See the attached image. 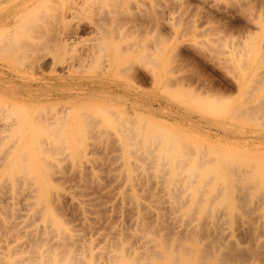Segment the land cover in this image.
Listing matches in <instances>:
<instances>
[{
  "label": "bare ground",
  "instance_id": "bare-ground-1",
  "mask_svg": "<svg viewBox=\"0 0 264 264\" xmlns=\"http://www.w3.org/2000/svg\"><path fill=\"white\" fill-rule=\"evenodd\" d=\"M112 2H113V6L115 5L113 7L114 9L108 10L106 12H105V10H101L99 13L100 21H98V22L96 21L93 24L94 26H96V29L99 30V33H100L99 41L96 44L92 45V47L85 48L86 51H82L81 54H79L74 59L67 61L66 63L68 65L65 67L64 71L60 70L61 72H58L54 68V64H53V65H51V68H50L51 71L49 70L50 74L48 76L43 75V74H39V75L31 74V75H29L27 73L24 74L22 71H21L22 73L20 71H19V73H16L17 72L16 70H15L16 71L15 74H10L7 76V79L10 76L8 79V84H11L10 86H12L14 84L15 87L11 90L10 89L5 90V94L7 95V97H4L3 98L4 100L0 101V103L2 104L0 107L2 108V106H3L5 108V109L2 108V110L0 109V111L2 112V113L0 112V117L3 120L5 119V121L2 123V125H0V148H2L0 150H2L1 152L3 154H5V155L7 154L8 157H10L11 155L12 156L8 160V162L10 164L2 172L1 175H2V177H5L6 179L12 181V183H14L13 185H15V186L21 184L20 185L21 188H18V189L16 188L18 191L12 187L13 188L12 190H14V189L16 190V192L14 191L16 193V195L20 192L19 190H22L24 188V189H26L25 191L28 190L29 192H31V194L26 193V195L30 196V198H33L31 200L29 199V197L27 198V200L29 199V202L30 201L31 202L29 204L27 203L28 205H30V206H28L30 209V212L28 211L30 217L29 216H26V217H27V219H28V217L32 218V219H29L28 223L25 222L26 224H24V226L22 225L24 230L22 229V226L20 228L17 227L16 223L15 224L13 222L8 223L9 219L7 218L8 216H6L5 214H7L8 212L11 213L12 210L14 212V209L11 207V205L9 206L7 204L9 206L8 207L7 205L1 204L0 214L1 215L3 214L2 216L5 215V217L3 218L0 215L2 217V219L0 218L1 219L0 224L3 225L2 227H0V230L2 232L4 231V234H6V235L7 234L9 235V233H10V235L7 238L11 237V240L7 239L6 235H5V237L4 236L3 237L9 241L15 242L17 240V236L19 234L18 239H20V238H22V239L19 240V242L17 244L18 249L15 248L12 243L11 244L13 245V248H15V250L16 249L18 250L17 252H20V248H21V250L22 249L26 250L25 251L26 254L24 253L25 256L22 253V251H24V250H22L21 253L23 256H21L17 260H15L13 258L12 260H10V262L14 261V260H15L14 263L11 262L12 264H84L86 261H87V263L90 262V264H95L98 262L97 259L96 260L94 259V255H93L94 252H96V250L93 252V254L91 253V251H88L89 253L86 254L85 249L82 251L83 248L81 249L82 252L80 251V253L78 252V250L76 251V249L79 248L77 246L78 242L84 236H81L82 233H80V231H81L80 229L78 230L79 231L78 234H80L79 236H81L80 237L81 239L78 238V236H77L78 234L75 235L74 232L77 233V231H75V229H73L74 230L73 231L72 227L70 228L69 227L70 225L67 224L68 222L61 220L59 218V216L57 215L58 212L56 213V211H55V210H58L59 208L56 209L54 203H52L53 200L55 202L56 198L61 196V193L58 194L57 192H55V186L53 185V182L51 181V180L54 181V179H57V181H58V177H60V176H58V177L56 176L57 171L55 168L57 167V165H56V167H53L52 164H54V166H55V163L52 162V160L50 161V159L54 158L52 156H54L55 154L61 152L60 150L63 147H67L70 145L75 146V149H72V150L70 149L73 152L72 156L80 158L81 155L83 154V151H82L83 148L82 147H83V143H84V138H86V136L88 138V136H91V135H93V137H91L92 139L93 138L98 139L99 137L103 138V141L105 139V144L100 143V141L102 142V140H99V143H97V144L105 146V148L110 153L113 152V154H114L116 152V150H120V149L123 150L121 152L122 155H121V153H120V155L117 154V155H115V158H111V160H109L108 153H106L105 155L108 156L107 157L109 160L108 161L107 159H105L106 157H104L105 156L104 152H106L107 150L105 151L104 150L105 148L103 147L104 148L103 152L100 151L103 153V155H101V154L100 155L103 156L105 161L106 160L107 161L103 162L102 163L103 165H101L100 167L105 166V163L107 164V162L109 163V167H108V165H106L107 167L106 166L103 167V168H106V169H104L105 171L107 170L106 171L107 174L104 173L103 176H105L107 178V175H109L110 178L111 177L114 178V180L116 181L115 183H117V185H118L117 186L118 188L120 187V185H121V187H123V190H121V192H119L121 187L119 189H117V191L113 190L115 193H117V192L120 193V194L117 193V195H121V196H118V198L115 195L116 201L120 197H121L120 200L121 199L123 201L128 200L127 205H129L133 201V204L136 207L137 218L141 219V221L139 220L140 223L138 222L139 225H136L137 224L136 219L134 222V223H136L135 226H139L138 228H140V230L142 231L141 235H139L140 232L138 231L139 229L137 228L138 229L137 231L139 232V233L137 232V234L141 238V243H138L139 247L141 249H139L137 251L133 250V252H132L129 250L131 248L130 246L125 247L124 246L125 244L122 243L121 238L124 239L126 234H128V236H129L130 233H128V231H126L127 233H125V235L123 237V234H124V232H123L122 237L121 238L118 237L121 240H118V242H117L115 239V241H114L115 243H114V245L112 244V248H111V244L110 245L108 244L110 246V249L106 248L107 251L105 250L106 252H104V256L106 258L105 260H107L106 263L109 262L110 264H247V263L250 264L251 261L252 262H254V261H256V262L260 261L261 262L262 260H264V245H262L263 247L260 246V244L259 245L254 244L255 247L254 246L253 247L252 246H245L246 242H244V240L242 241L240 239L239 240L235 239L233 236H232L233 237V239H232L230 236L232 234L228 231L229 230L228 228H226L228 230H226L224 228V225H226V222L228 224L233 223L235 218L237 219V217H236L237 213H239V211H240V210H237L238 207H235L237 209H236V214H234V212H235L234 206L236 204L233 205V197L236 200L238 199V202L241 201V203L243 205L241 203H239V204H240V206H242L241 209L243 211L241 210L240 212H243V215L248 216V215H250V214H248L249 210H250V212L252 211V209H251L252 205H250V204L251 203L253 204V202L251 201V200H253L252 199L253 194H254V196L255 195L261 196L259 189H261L264 186V153H261L259 151L256 152V151H249V150H240V149H237L234 147H232V148L229 147V144H231V142H234V140L232 139L233 135L230 136V135L225 133L226 135L214 138L216 140V142L215 141H209L208 139H210V137H211L209 134H207L208 138H206L207 136H205V138L202 136V138H201V135L200 136H195V135L193 136L191 134H188L190 132L187 133V131L184 129L182 130L180 128H176L175 126L173 127V126L169 125L168 123L164 122V120H159V119L155 118L153 115L151 116L150 114L151 113L154 114L156 109L161 110V108H162V107H160L161 102L159 103L157 108H154V106L151 107V105H153V103L149 102L150 99L148 101V97L145 96L146 94L138 91V89L137 90L136 89H134V90L130 89L129 90V87H132L130 85V83L133 85L132 82H134L137 78V76H136L137 69H135L136 68L135 67L136 62L137 63L138 62L148 63L152 66L150 68L152 69L151 70V72L153 73L152 76H154V78H153L154 85L156 86L157 90H159L160 93L161 92L163 93L167 89V86L171 85V84L165 83V84H167V86H166L164 84V81H165V67L164 66L167 64L166 63L167 61L165 62L164 47H162V45H161L162 44L161 41L163 39L160 37L162 40L159 39V42L157 40V42H158L157 44L155 43V41H156V39H155V41H153L155 43V45L151 42V44H153V46L151 44H150L151 46H149L148 43L147 44L144 43L143 45L137 46V49H136V46L134 45L132 47L135 50L131 47H130V49H128L129 47L128 48L125 47L126 49H128V50H126L127 51L126 53H128V54H127V57L124 59L123 57H124L125 53H123V54L121 53L122 51H121L120 43L118 44L117 41L115 42V39L117 38V37L115 38V32H117V29H118L117 24H119V22H120L119 21L120 16L118 17V15L121 14L120 11L118 12L115 9V7L119 4H121L119 6L122 7V5L124 6V4H127L128 2L131 3L132 1L131 0H112ZM159 2L161 3V1H159ZM14 3L17 6H13V7H21V8H23V10H25L24 12H27L29 10V14H30L29 15L27 12L28 15L23 14V16L21 15V18L19 16L20 19L19 18L18 19L20 20V28H23L25 31H26V29L30 30V31L31 30L36 31L37 28H40L39 24H41L42 22L44 23L43 19H45L48 14H51L50 18H52V20H55L58 22L64 21L66 19V16H68V14H70V15L74 14V10H75L76 4L78 3V0H7L6 1V5L7 4H14ZM157 5L159 6V4H157ZM132 7H130V8H132ZM136 7H139V6H136ZM25 8H27V9L29 8V9L26 11ZM32 8H34V9L32 10ZM42 8H43V12L45 14L48 13L47 15H42L41 14L42 11L39 12L40 11L39 9H42ZM53 8H54V12L49 13L48 11L53 10ZM0 9L3 10L2 8H0ZM1 10H0V15L2 14ZM30 10H31V12H30ZM122 10H124V8H122ZM131 10H133V9H131ZM131 10L129 9V11H131ZM136 10H137V8H136ZM129 11H128V13H129ZM138 11L140 12V10H138ZM138 11H137V13H139ZM142 12L143 11H141V14H142L141 18L143 17L145 19V21L148 20L149 14H147L146 11L143 12L144 14ZM137 15L138 14H136V16ZM139 15H140V13H139ZM149 20H151V19H149ZM46 21H47V19H46ZM143 25H144V23H143ZM143 25H139L137 29L142 30ZM108 26H110V27H108ZM139 27H140V29H139ZM65 31L66 32H63V34H64L63 36H65V38H66L70 34V32L67 31V29ZM69 37H70V35H69ZM65 38H63V40ZM96 40H97V38H96ZM117 40H118V38H117ZM3 41H4V43H3ZM22 41H24V40H22ZM22 41H20V42H22ZM54 41L55 40H53V42ZM58 41H60V43H61V39ZM64 41H67V40L65 39ZM64 41H62V43ZM0 42H2L4 44V45H2V46H4L2 48V50L5 49V51H9V52H11V50L13 51V49H15V48L17 50H20V47L23 43L22 42L20 44V47H18V44L20 42L17 43V41H13V43L12 42L10 43L9 40L6 41L5 38H3V37L0 38ZM15 42H16V44H15ZM118 42H119V40H118ZM32 43L35 45V42H32ZM55 43H56V41H55ZM233 43H235V42H233ZM26 46H24V47H26ZM29 46H31V45H29ZM38 47L39 46H37V48ZM138 47H141V49H139ZM247 48H248V50H245V52L246 51L248 52L247 54L251 53V50H255V49L250 48V47H247ZM32 49L34 50V47ZM35 49H36V47H35ZM85 49L83 48V50H85ZM17 50H14L13 53ZM135 51L138 52L136 56L133 55V54H135L134 53ZM34 53H35V51L33 53L32 52L29 53V55L34 54ZM240 53H241V51H240ZM240 53H239V55H240ZM6 54H9V53H6ZM36 54H39V53H36ZM247 54H246V56H247ZM45 56H43V59L45 58ZM33 57H35V56H33ZM133 57H135V58H133ZM35 59H37V58H35ZM240 59H242V58H240ZM241 61H243V60H241ZM251 61H254V59H252ZM35 62H37V61L35 60ZM239 62H237V63H239ZM56 63L57 62L55 60V64ZM75 63L78 66H80V65L84 66L88 63L89 64L90 63L95 64V69L92 71L93 74H90V75L85 76V77L84 76L83 77H76L75 75H73V72L75 70L74 69ZM32 65H34V64H32ZM65 65L66 64H64V66ZM21 67L22 66H20V68ZM28 70H29V68H28ZM12 72H13V70H12ZM110 72L114 73V77H113V75L108 77ZM175 80L177 81V79H175ZM16 81H18V82L16 83ZM137 81H139V78L137 79ZM242 81H243V78L241 80H238V83H239L238 87H240V89L244 90V88H246V86H244L245 82H242ZM255 82H256V80H255ZM179 85H181V84L179 83ZM183 86L184 85H182L181 88H178L179 90H175V92H172L171 95H172V97L174 96L176 99H178L180 101L181 100L183 101L184 99L188 100L187 103L193 108V111H198L203 115L206 114V115L213 116L214 118L215 117L219 118V117H226L228 115L227 111H229L232 108L230 105L231 108L229 109L227 102H225L224 100L218 99L217 98L218 96L216 97L215 95H212V94L207 95V93L204 94L203 92L201 93L200 91L196 92V90H194V88L193 89L190 88V90L187 91L183 88ZM248 88H249V86H248ZM245 91L246 90L243 91L244 94H245ZM214 94H215V92H214ZM249 95L250 94H248V96ZM159 96L160 95H157V99H156L157 101L161 100L160 99L161 97H159ZM88 98L90 100L91 99H95V100H93V102H92V101H89ZM246 98H248V97H246ZM62 99L73 100L74 102H72V103H74V104H72L70 102L69 105H61V104H59V101H61ZM108 99H110V101H108ZM222 99H223V97H222ZM75 100H78L80 102L76 103ZM261 102H263V101L262 100L260 101V103H259L260 105L262 104ZM257 104H258V102H257ZM261 106H264V105H261ZM240 107H242V106H240ZM240 107H236V108L234 107L231 112L232 113H235V112L241 113L243 110H245L244 114L246 115L249 112H250V114L253 113V111L255 110V109H253V108H255V105L253 107L251 106V108L249 105H247V106L244 105V107H242L244 109H241ZM261 109H263V108H261ZM162 110L164 111V109H162ZM4 112L6 113L5 115H4ZM256 113L258 114L259 112H256ZM1 114H3V116H1ZM7 114H9L10 116L13 115L14 117L11 116L10 117L11 119L10 118L8 119V117H6L7 118L6 119L5 116ZM244 114L242 113L241 116ZM9 115H7V116H9ZM237 115H236V117H238ZM245 115H244V117H245ZM244 117H243V119H244ZM250 117H251V115H250ZM250 117L248 115V118H250ZM1 118H0V120L2 122L3 120ZM230 119H231V117H230ZM240 119H242V118H240ZM248 120L246 121V119H245V122L250 123ZM237 121H238V119H237ZM189 123H191V124L193 123L194 126L196 124L201 126V123L199 121L189 120ZM207 124L212 125V123H209V122H207ZM258 125H259V123H258ZM260 125H261V123H260ZM199 126H198V128H200ZM219 126L223 127L224 124L221 123ZM112 127H114L115 129ZM227 128H229V127H227ZM112 129L114 132L109 131ZM207 130H209V129H207ZM229 131H232V130H229ZM244 134H245V132H244ZM255 134H257V133H255ZM249 135H247V136H249ZM236 136H238V135H236ZM241 137H243V136H241ZM230 139H232L233 141H231ZM181 140H183V141H181ZM92 141H94V140H92ZM94 142H97V141H94ZM246 142H248V141H246ZM246 142H243V143H246ZM231 145H234V144H231ZM92 148H93V146H92ZM139 149H141V152H139ZM96 150L94 148V151H96ZM1 152H0V155H1ZM84 153H85V151H84ZM84 155H86V154H84ZM84 155H82V156H84ZM4 156H2V158L5 160L7 156L5 158H4ZM84 157H86V156H84ZM56 159H58V157H56ZM83 159L81 162L79 161L81 164L83 162ZM102 159H100V160H102ZM112 159L114 161H116V163H117V165L113 164L114 167H112V165L110 166V164H111L110 161H112ZM54 160H55V158H54ZM89 160H90V157L88 158V161ZM94 160H97V159L95 158ZM55 161H57V160H55ZM102 161H100V163ZM59 162H61V160ZM75 162H77V161H75ZM75 162L73 160L74 164H75ZM0 163H3V162L1 161ZM86 163H88V162H86ZM92 163H95L96 167H98V164H100V163L96 164V162L93 161V158H92ZM70 165H72V164H70ZM75 166H77V164ZM90 166H92V165L90 164ZM90 166H83L80 170L70 173V174H73L74 177H76V179H77L75 184L77 183L78 178L80 180H83L82 182H80V184L82 183L84 186L86 183L87 184L93 183L94 178L96 181L98 180V179H96V177L99 174L97 175L96 173H100L98 170H100L101 168L98 167L100 169L97 168L98 172L96 171V173H95L94 170L96 168L94 167L95 168L94 169L93 167H90ZM71 169H73V166ZM59 171L60 170H58V172ZM105 171H103V172H105ZM103 172H101V174H100L101 177H102ZM62 173H63V171H62ZM62 173H60V174H62ZM70 174H66L65 177H67L68 175L70 176ZM64 175H65V173H64ZM73 175H71V176H73ZM55 177H57V178H55ZM74 177H72V179ZM109 177H108V179H109ZM69 178H71V177H69ZM104 179L105 178H103V180ZM108 179H106V180H108ZM103 180L99 181V184ZM109 180L111 181V179H109ZM114 180H112V181H114ZM68 181H70V180H68ZM110 181H108V182H110ZM256 181H257V183H255ZM1 182L2 181H0V183ZM58 182L60 183V181H58ZM71 182L73 183L74 181L73 180L70 181L69 184L66 183V186L72 184ZM83 182H85V183H83ZM3 184H5V183H3ZM3 184H2V186H3ZM82 184L78 185V186H83ZM96 184H97V182H96ZM108 184H111V182ZM256 184H257V188H259V189H256V186H254ZM61 185H63V184H61ZM91 185H93V184H91ZM91 185H90V187H91ZM115 185H113V186H115ZM2 186L0 185V187H2ZM22 186H23V188H22ZM74 186H76V185H74ZM86 186H85V189H86ZM100 186H101V184H100ZM253 186L255 187V189H253L254 188ZM2 188L4 189V187H2ZM139 188L142 189L141 190L142 192L140 191L141 193L137 192L139 190ZM68 189H69V187H68ZM81 189H83V188H81ZM87 189H89V188H87ZM99 189H97V190H99ZM101 189L105 190L107 188H101ZM263 189H264V187H263ZM143 190H144V192H143ZM4 191H5V189H4ZM25 191H23V192H25ZM76 191H77V188H76ZM78 191H79V189H78ZM83 191H81V192H83ZM88 191H86V192L88 193ZM8 192H9V189H8L7 193ZM92 192H93V190H92ZM107 192L108 191H106L104 193H107ZM142 193H143V195L149 194L148 195L149 199L151 197H152V199H153V197H155V200H154L155 203L153 202V204H151V199L149 202H147L149 199L146 198V196H144L145 200H147V199L148 200L146 202H143V201L141 202V199L143 197L140 194H142ZM1 194H0V196H2ZM19 195L20 196L23 195L22 192H21V194L19 193ZM88 195L89 194L85 195V198ZM110 195H108V196L110 197ZM7 196H8V194H7ZM20 196L17 195V198ZM27 196H25V197H27ZM96 196L97 195H95V198L99 197L100 194L97 197ZM103 196H105V195L103 194ZM140 196L142 198L140 200H138V197H140ZM149 196H151V197H149ZM74 197H77V196L75 195ZM89 197H91V196H89ZM109 197H107L106 199H108ZM67 198H68V196H67ZM103 198L104 197H102V199ZM111 198H112V196H111ZM113 198L115 200L114 195H113ZM113 198L112 199L109 198V199L113 200ZM11 199L14 201V199H16V198L12 197V198H10V200ZM61 199H64V198H61ZM70 199H72V198L70 197ZM57 200L59 201V199H57ZM85 200L87 202V201H90L91 199L87 197V199H85ZM85 200H82L83 205L86 203ZM142 200H144V199H142ZM91 201L88 202L87 205H90V204L92 205V203L94 201L92 203H91ZM118 202H120V201H118ZM235 202H237V201H235ZM256 202H258L257 199H256ZM15 203H17V202H15ZM57 203L58 202H56V204ZM82 203L78 202L75 205L73 204V206H76L74 208H77L78 210H80L81 214H85L84 212H85V208L87 206L84 208ZM27 204H25V205H27ZM118 204L119 203H117V205ZM123 204H124L123 206H127V205H125V203H123ZM239 204H237V205L239 206ZM117 205H116V207H117ZM253 205H255V203ZM56 206H58V204ZM103 206H105V205H103ZM87 208H89V206ZM110 208H111V206H110ZM125 208H127V207H125ZM16 209L18 210V207ZM119 209H120V211H119ZM119 209H117L118 213L121 212L122 207ZM130 209H128V211H130ZM254 209H255V207H254ZM114 210L115 209H113V211ZM124 210L126 211L127 209H123V211ZM131 210H133V208ZM229 210H231L232 212H230ZM61 211L64 212V210H61ZM89 211H91V210H89ZM229 212L232 213L235 216V218H233V215L230 214ZM9 213L7 215H9ZM113 213H115V212H113ZM253 213H255V212H253ZM13 214H11V215H13ZM94 214H95V212H94ZM17 215L19 216V214H17ZM87 215L90 216L89 213ZM87 215H83L82 219L83 218L87 219L88 218ZM127 215H129V214L127 213ZM84 216H86V217H84ZM133 216H135V215H133ZM9 217H11V216H9ZM38 217H39V219H41L40 221H42V223L39 224L40 226H38V224L35 222L36 226H34L33 221H35V220H33V219L36 218V221H37ZM92 217H94V216L92 215ZM119 217H120V215H119ZM242 217H244V216H242ZM98 218H101V217L99 216V217H97V219ZM3 219H5V220H3ZM238 219H239V217H238ZM24 220H25V218H24ZM240 220H241V218H240ZM11 221H12V219H11ZM14 221H16V220H14ZM84 221L86 222L87 220H84ZM116 221H117V219H116ZM246 221H247V219H246ZM249 221L250 220H248V222ZM252 221H250V222H252ZM1 222H3V223H1ZM83 222H82V224H83ZM237 222H239V221H237ZM243 222H245V221H243ZM243 222H241V224ZM245 223L247 224V222H245ZM93 224H94V222H93ZM231 225H233V224H231ZM235 225H239V224L235 223ZM250 225H251V223L249 224V227H250ZM87 226H89V223ZM87 226H84V227H87ZM84 227H83V229H84ZM92 227H95V226H92ZM92 227H90V228L88 227V228L91 230ZM133 228H134V232H135L133 236L135 238L136 230H135V227H133ZM239 228H238V231L240 232ZM243 228L244 227H242V230H243ZM18 229H21L23 232H21V230H18ZM112 230H114V229H112ZM122 230H123V228L121 229V231ZM128 230H129V228H128ZM225 230L227 232H229V233L226 232L228 237L226 236ZM234 230L236 231L237 229H235V227H234ZM244 231L246 233L248 232V230H244ZM118 232L120 233V230H118ZM132 232L133 231H131V233ZM109 233H110V231H109ZM247 234H249V233H247ZM14 235H16V237H15L16 239L14 238ZM138 236H137V238H138ZM12 237L14 238L15 241L12 240L13 239ZM115 237L117 238V236H115ZM125 238L127 240H130L127 237H125ZM140 238H138V239H140ZM5 239L3 240L4 242H5ZM92 239H91V241L94 242V240H92ZM7 240H6V243H7L6 245L9 244L7 242ZM85 240H87V239H85ZM89 240L87 241V243H90ZM109 240H106V241L109 242ZM125 240H124V242L128 243V241L127 240L125 241ZM131 240L129 241L130 245L136 241V238L134 239L135 241H133L132 243H131ZM3 241H2V244H4ZM82 241H80V242H82ZM200 241H203V243H201ZM93 242H91V243H93ZM137 242H135V243H137ZM193 242L195 244L194 246L191 245V244H193ZM197 242H200L201 244H199ZM83 243L87 244L86 241H84ZM196 243L198 244V246H197L198 248H199V245H202V248H200L201 252H200V249L198 250L195 248V246L197 245ZM128 244H127V246H128ZM92 245L93 244H90V246L93 248ZM106 245L107 244H105L104 246H106ZM189 245H191L192 247ZM8 246L10 247V244ZM76 246L78 248H76ZM83 246L84 245H82V247ZM132 246H135V245H132ZM2 247L3 246H1V248ZM137 247H138V245H137ZM13 248L10 251L7 249L6 250L8 251L9 254L10 253L12 254ZM99 248H100V246H99ZM192 248H193V250H192ZM194 249H196V250H194ZM102 250L97 249V251H102ZM15 252L13 254H15ZM190 252H192V254H190ZM132 253H134V254L132 255ZM0 254H2V253H0ZM5 254H6V252H5ZM5 254H4V256H5L4 258H7ZM181 255H183L182 257L187 256L188 259L184 257L185 260L182 262V257L181 258L179 257ZM10 256H8V259L10 258ZM99 258H100V256H99ZM164 258H166V259H164ZM100 259L104 260L102 256ZM1 260H2V258H1ZM162 260L163 261L166 260L165 262H167V263H164ZM5 261H6L5 264H8L7 263L8 261L7 260H5ZM1 262H2L1 264H4L3 261H1ZM184 262H186V263H184ZM11 263H9V264H11ZM100 263H102V262H100Z\"/></svg>",
  "mask_w": 264,
  "mask_h": 264
},
{
  "label": "rangeland",
  "instance_id": "rangeland-1",
  "mask_svg": "<svg viewBox=\"0 0 264 264\" xmlns=\"http://www.w3.org/2000/svg\"><path fill=\"white\" fill-rule=\"evenodd\" d=\"M6 1L7 0H0V8L3 9V10L0 9L1 13H2L0 15V38L3 37V38H5L6 41L9 40L10 43L11 42L13 43V41H17V43H19L22 40H24V41H22L23 43L20 42L18 44V47H20V44L22 43L20 50H17L16 48L13 49V51L17 50L14 53L12 50H11V52L5 51V49L2 50V48L4 47V46H2V45H4L3 44L4 41H3V43L0 42V46H1L0 47V49H1L0 50V101H3L4 100L3 98L7 97V95L5 94V90H8V89L11 90L15 87L14 84L12 86H10L11 84H8V79L10 76L8 77V79H7V76L10 74H15L16 71H17L16 73H19V71L20 72L22 71L24 74L27 73L29 75H31V74H35V75L36 74L37 75L43 74V75L48 76L50 74L49 70L51 71V69H50L51 65H53V64H54V68L58 72L64 71L65 67L68 65L66 63L67 61L74 59L79 54H81L82 51H86L85 48H90V47H92V45L96 44L99 41V38H100L99 37L100 36L99 30L96 29V26H94L93 24L96 21L97 22L100 21L99 13L101 10H105V12L108 10H111V9L113 10L114 9L113 7L115 6V5L113 6L112 0H103V1L102 0H100V1L99 0H78V3L76 4L75 10H74V14H72V15L68 14V16H66V19L62 22L52 20V18H50L51 14L47 13L49 15L48 16L47 14H45L43 12V8H42V9H39L40 10L39 12L42 11L41 12L42 15H47V17L45 16L46 18L43 19L44 23L42 22L43 21L42 20L41 21L42 23L40 22L42 25L39 24L40 28H37L38 30L36 29V31H34V30L30 31L27 29L25 31L23 28H20V20L19 19L21 18V15L23 16V14L24 15L29 14V10H28L29 8L28 9L25 8L26 11L28 10L27 11L28 14H27V12H24L25 10H23V8L13 7V6H17L15 3L6 5ZM131 1H132L131 2L132 4L130 2H128L127 4H124V6L122 5V7L119 6L121 4L117 5L118 6V7L116 6L117 8L115 7V9L118 12L120 11V13H121L120 15H118V17L120 16L121 18L119 17L120 22H119V24H117L118 29H117V32H115V38L117 37L119 42H118L117 38L115 39V42L117 41L118 44L120 43L121 51H122L121 53L122 54L125 53L124 57H123L125 59L127 57V54H128V53H126L127 52L126 50L130 49V47L133 48L132 46L135 45L136 49H137V46L143 45L144 43H146V44L148 43L149 46H151V45L153 46V44L155 45V43L157 44L159 42V39L160 40L163 39L162 40L163 42L161 41L162 44L161 43L160 44L162 45V47H164L165 62L167 61L166 62L167 66L166 65L164 66L165 67L164 84L165 83L171 84L170 86H167V84H165L167 86V89L165 88L166 90L163 93L162 92L160 93L159 90H157L156 86L154 85V80H153L154 76H152L153 73L151 72L152 69L150 68L152 66L148 63H141V62L135 63V67H136L135 69H137V74H136L137 78L135 81L137 83L135 81L132 82L133 85L130 83V85L132 87H129V90L130 89L131 90H134V89L137 90L138 89V91L146 94L145 96L148 97V101L150 99L149 102L153 103V105L150 104L151 107L154 106V108H157L159 103L161 102V104H160V107H162L161 110L156 109L154 114L151 112H150L151 114L150 113L149 114L151 116L153 115L155 118H157L159 120H164V122L168 123L169 125H171L173 127L175 126L176 128H180L182 130L184 129L187 131V133L190 132L188 134H191L193 136L194 135L195 136L201 135V138H202V136L204 138H205V136H207L206 138H208L207 134H209L211 136L210 139H208L209 141H215L216 142V140L214 138H217L219 136H223L226 134H228L230 136L233 135L232 139L234 140V142H231V144H234V145L229 144V147H231V148L234 147V148H237L240 150H249V151H256V152L259 151L261 153H264V142H263L264 141V106H261V105H264V11H263L264 10V0H242V1L241 0H159V1H161V3L158 0H156V1L155 0H131ZM157 4H159V6ZM135 5L139 6V7L141 6V7L139 8V7H136ZM130 7H132V8H130ZM122 8H124V10H122ZM136 8H137V10H136ZM33 9L34 8H32V10ZM129 9L130 10L133 9V10H131L132 12L129 11ZM138 10H140V12ZM128 11H129V13H128ZM137 11L140 13V15H139V13H137ZM141 11H143V12L146 11V13L149 14V19H151V20L148 19L149 21L148 20L145 21V19L143 17L141 18V16H142ZM30 12H31V10H30ZM48 12L53 13L54 8H53V10L48 11ZM136 14H138V15L136 16ZM19 16H20V18H19ZM46 19H47V21H46ZM143 23H144V25H143ZM139 25H143L142 30L137 29ZM108 27H110V26H108ZM140 27H139V29H140ZM66 29H67V31L70 32V34H69L70 37L68 35L65 38V36H63L64 35L63 32H66L65 31ZM63 38H65L67 41H64L65 39L63 40ZM96 38H97V40H96ZM60 39H61V43H60V41H58ZM155 39H156V41H155ZM53 40H55L56 43H55V41L53 42ZM157 40H158V42H157ZM62 41H64V42L62 43ZM153 41H155V43ZM32 42H35V45ZM151 42L153 44H151ZM233 42H235V43H233ZM15 44H16V42H15ZM29 45H31V46H29ZM24 46H26L27 48ZM37 46H39V47L37 48ZM33 47H34V50L32 49ZM35 47L37 50L35 49ZM125 47L126 48L129 47V48L126 49ZM247 47L253 48L255 50H251V53L247 54L248 52L247 51L245 52V50H248ZM83 48L85 50H83ZM138 48L141 49V47H138ZM34 51H35L34 54L29 55V53H31V52L33 53ZM240 51H241V53H240ZM6 53H9V54H6ZM36 53H39V54H36ZM134 53L135 54H133V55L136 56L138 52L135 51ZM239 53H240V55H239ZM246 54H247V56H246ZM42 55L45 56L44 59H43ZM33 56H35V57H33ZM35 58H37V59H35ZM133 58H135V57H133ZM240 58H242V59H240ZM252 59H254V61H251ZM35 60L37 62H35ZM55 60L57 62L56 64H55ZM241 60H243V61H241ZM237 62H239V63H237ZM32 64H34V65H32ZM64 64H66V65L64 66ZM20 66H22V67L20 68ZM80 66H78L76 63L74 64L75 70L73 72V75H75L76 77H83V76L85 77V76H88L90 74H93L92 71L95 69V64H93V63H90V64L88 63L84 66L82 65L81 67ZM28 68H29V70H28ZM12 70H13V72H12ZM112 75L114 77V73L110 72L108 77H110ZM138 78H139V81H137ZM242 78H243L242 82H245L244 86H246V88H244V90H246L245 94L243 93L244 90L240 89V87H238L239 86L238 80H241ZM175 79H177V81ZM255 80H256V82H255ZM17 82L18 81H16V83ZM179 83L181 85H179ZM182 85H184L183 88L187 91H189L190 88L191 89L194 88V90H196V92L200 91L201 93L203 92L204 94L207 93V95L212 94V95H215L216 97L218 96L217 97L218 99L224 100L225 102H227L229 109L231 107L232 108L229 111H227L228 115L226 117H219V118L218 117L214 118L213 116L206 115V114L203 115L198 111H193V108L187 103L188 100L184 99L183 101L182 100L180 101V100L176 99L174 96L172 97V95H171L172 92H175V90H179L178 88H181ZM248 86H249V88H248ZM214 92H215V94H214ZM248 94H250V95L248 96ZM157 95H160L159 96V97H161L160 101L156 100ZM222 97H223V99H222ZM246 97H248V98H246ZM88 100L93 102V100H95V99L90 100L88 98ZM261 100L263 102H261L262 104L260 105L259 103ZM108 101H110V99H108ZM256 101L258 102V104ZM70 102L72 103L74 101L70 100V99H62L61 101H59V104L69 105ZM75 102L79 103L80 101L75 100ZM72 104H74V103H72ZM1 105L2 104L0 103V106ZM230 105H231V107H230ZM244 105H246V106L249 105L250 108H251V106L253 107L255 105V108H253L255 110L253 111V113L250 114V112H249L246 115L244 114L245 110H243L241 113L240 112L239 113H236V112L232 113L231 112L234 107L235 108L240 107V106L244 107ZM242 107H240V108L244 109ZM2 108H4V107L2 106ZM2 108L0 107L1 110H2ZM261 108H263V109H261ZM162 109H164V111ZM256 112H259V113L257 114ZM242 113L245 115V117H244V115H242L244 117V119L241 116ZM5 114L6 113L4 112V115ZM7 115H9V114H7ZM7 115L5 116V118L8 117V119L11 116H13V115H11V116L10 115L7 116ZM236 115L239 118L236 117ZM248 115H249V117L251 115V117L248 118ZM1 116H3V114H1ZM230 117H231V119H230ZM240 118H242V119H240ZM237 119H238V121H237ZM245 119H246V121L249 119L248 121L250 123L245 122ZM189 120L199 121L203 128L197 124L194 126V124L192 123L193 124L192 125L191 123H189ZM4 121H5V119L2 122L0 120V125H2V123ZM207 122L212 123V125L210 124L212 127L209 124H207ZM221 123L224 124L223 127L219 126ZM258 123H259V125H258ZM260 123H261V125H260ZM198 126L200 128H198ZM227 127H229V128H227ZM112 128H114V127H112ZM207 129H209L210 131ZM229 130H232V131H229ZM109 131L114 132L113 129L109 130ZM244 132L246 135L244 134ZM255 133H257V134H255ZM236 135H238V136H236ZM247 135H249V136H247ZM241 136H243V137H241ZM91 137H93V135L88 136V138H87V136H86V138H84V143H83V147H82L83 148V150H82L83 154L82 155L86 154V155H84L86 157H84L82 155L80 158L79 157H73L72 156L73 152L71 150L75 149V146L72 145L73 146L72 147L70 145L71 147L70 146L63 147L60 150L61 152L55 154L56 156L55 155L52 156L57 161H55L54 158L50 159V161L52 160V162L55 163V166H54V164H52L53 167H56V165L58 167V168L56 167L55 169L57 171L56 176L57 177L60 176V177H58V181H60V183L57 181V179H54V181L53 180H51V181L53 182V185L55 186V192H57L58 194L61 193V196L56 198V200L59 199V201L55 200V202H54V200H53L52 203H54L56 209L59 208L58 210H55L53 208L56 211V213L58 212L60 214L59 215L57 213L59 218L61 220L68 222L67 224L70 225L69 226L70 228L72 227V230L75 229V231H77V233L74 232L75 235L78 234L79 229L82 231V232L80 231V233H82L81 236H84V237L81 239L80 238L81 236H79L80 234H78L77 236L79 239H81L80 241H82V240L83 241L78 242L77 246L79 248L76 246V248H78V249H76V251L78 250V252L80 253L81 249L83 248L82 251L85 249L86 254L89 253L88 251H91V253L93 254V252L96 250V252H94L93 255H94V259L98 260L97 263L98 264H102V263L103 264H110L109 262L106 263L107 260H105L106 258L104 256V252L107 251L106 248L110 249V246H109L110 244H111V248H112V244L114 245L115 239L117 242H118V240L122 239V243L125 244L124 246L125 247L130 246L131 248L129 250L132 252H133V250L137 251V250L141 249L139 247V244H138V243H141V238H140V236H138L137 232L139 231L140 233L139 232L138 233H139V235H141L142 231L140 230V228H138L139 226H135L136 223H134L135 219H136V222H137L136 225H139L138 222H139V220L141 221V219L137 218L136 207L133 204V201L129 205H127L128 200H126V201H123L122 199L120 200L121 197L119 199H117V201H116V196H117V198H118V196H121V195H117V193L121 192V190H123V187H121V185H120L121 188L119 187L120 188L119 192L115 193L114 191H117V189H119V188L117 187L118 185H117V183H115L116 181L114 180V178H112V177L110 178L109 175H107V178L105 176H103L104 173L107 174V172H106L107 170L106 171L104 170L106 168H103V167H105L106 165H108V167H109V163L107 162V164L105 163V166L100 167L101 165H103L102 164L103 162H106L108 160V158H109V160H111V158H115V155H117V154L120 155V153L123 150H121V149L116 150V152L114 154H113V152L110 153L105 148V146L97 144V143H99V140H102V142L100 141V143L105 144V139L103 141V138H101V137H99L98 139L97 138L92 139ZM232 139H230V140L233 141ZM92 140L97 141V142H94ZM181 141H183V140H181ZM246 141H248V142H246ZM243 142H246V143H243ZM92 146H93V148H92ZM94 148H95V150L96 149L97 150L94 151ZM0 149H2V148H0ZM103 149L105 151L107 150L106 152H104V155L106 153H108V156H109V157L106 155L104 156V157H106L105 159H107L106 161L103 158V156H101V155H103V153H102ZM1 151L2 150H0V152ZM84 151H85V153H84ZM100 151H102V152H100ZM139 152H141V149H139ZM1 155L4 156L5 154H3L1 152ZM1 155H0V157H1L0 162L2 161L3 163H0V181H2V182L4 181L3 183H5V184H3L1 182L3 184V186L1 183H0V185L2 187H4L5 191L2 187H0V189H1L0 194L2 193L1 194L2 196H0V208H1V204L2 205L8 204L9 206L11 205V207L14 209V212L12 210V212L10 211L11 213L8 212L9 215H7L8 213L5 214L6 216H8L7 218L10 221V222L8 221V223H11V222H13L14 224L16 223V226L20 228L22 225L24 226V224H26L25 222L28 223L29 219H32V218H29L30 217V215H29L30 209L28 206H30V205H28V204L31 202V201L29 202V199L31 200L33 198H30V196L26 195V193L31 194V192H29L28 190L25 191L26 189H24L23 186H22V188L24 190L23 189L19 190L20 191L19 193L21 194V192H22V194L24 196L23 195L20 196L18 193L17 195L20 197L17 198V195L15 192L18 188H21L20 187L21 184L15 186V185H13L14 183H12V181L6 179L5 177H2V175H1L2 172L10 164L8 162V160L12 155L10 157H8V155L6 154L4 156V158L7 156L5 160L2 158ZM121 155H122V153H121ZM56 157H58V159H56ZM87 157L88 158L90 157L91 161L90 160L88 161ZM94 157L98 161L94 160L95 159ZM92 158H93V161L96 162V164L100 163V161H102L104 159L100 164H98V167H100L101 169L96 167L95 163H92ZM82 159H83L84 163L82 162V164H81L80 162L82 161ZM100 159H102V160H100ZM60 160H61V162H59ZM73 160H74V162L75 161H77V162H75V164H74ZM86 162H88V163H86ZM110 163H111L110 166L112 165V167H114V165H117L116 161H114L113 159H112V161H110ZM70 164H72V165H70ZM76 164H77V166H75ZM90 164L92 166H90ZM72 166H73V169H71ZM83 166H90L93 168L95 167L96 169L95 168H94L95 170L93 169L95 173L98 169L101 170V171L98 170L100 173H96L97 175L99 174L96 177V179H98V180L96 181L94 178V182L91 183L93 185H91L90 183H88L89 185L87 183L85 184V186L86 185L88 186V187L86 186V189L82 183L81 184L83 186H78V185H81L80 182H82L83 180H80L78 178V181L79 180L80 181L79 182L77 181V183L75 184L77 179H76V177H74L73 174H70L72 172H76V171L80 170ZM58 170H60V171L58 172ZM61 170L63 171V173ZM102 170L105 172H103ZM101 172H103L102 177L105 178L104 180L100 176ZM60 173H62V174H60ZM64 173H65V175H64ZM66 174H70V176L68 175L67 177L68 178L71 177V178L68 179L67 177H65ZM71 175H73V176H71ZM57 177H55V178H57ZM72 177H74V178L72 179ZM108 177H109V179H111V181L108 179ZM67 179L70 181L73 180L74 182L73 183L71 182L72 184L66 186V183H68V184L70 183V181H68ZM100 179L103 180L102 181L103 183L100 182L101 186L99 184V181H101ZM106 179H108V180H106ZM112 180H114V181H112ZM108 181H110L111 184H108V183H110ZM96 182H97V184H96ZM83 183H85V182H83ZM255 183H257V181ZM61 184H63V185H61ZM74 185H76V186H74ZM90 185L92 188L90 187ZM113 185H115V186H113ZM254 186H256V189H259V188H257V184ZM12 187L15 189L17 188V189L12 190L13 189ZM68 187H69V189H68ZM263 187L261 189H259V192L261 193V194L260 193L259 194L261 196L258 195L259 196L258 197L257 195H255L257 197L256 198L253 194V197H252L253 200H251V201L253 202V204L255 203V205H253L252 203L250 204V205H252L251 206V209H252L251 212L252 213L249 210L248 214H250V215H248V216L243 215V212H240L242 210L241 209L242 206H240V204H239V203H241V201L238 202V199L236 200L233 197V205L239 204V206H240L239 207L238 205L237 206L235 205L234 206L235 212L233 211L234 214H236L237 208H235V207H238L237 210H240V211H239V213H237L236 217H237V219L239 217V219L237 220L235 218V216L232 213H230V212H232L231 210H229L230 211L229 213L233 215V218H235L234 222L236 220L239 222L245 221V222H247V224L245 222H243L241 224V222L239 223L236 221L235 223L239 224L240 226L235 225L234 222L231 223L234 226L231 224H228L227 222H226V225H224V228L225 229L228 228L229 230L228 229H226V230H228L232 234V235H230L231 238L233 239V237H234L235 239H238V240L239 239L242 241L244 240V242L247 243V244L245 243V246H252V247L254 246L255 247V245H259V244H260V246L264 245L263 244L264 243V189H263ZM76 188H77V191H76ZM81 188H83V189H81ZM87 188H89V189H87ZM101 188H107L108 190L107 189H105V190L108 192L104 193L106 191L104 189H101ZM8 189H9V192L7 193ZM78 189H79V191H78ZM91 189L93 190V192ZM97 189H99L100 191ZM253 189H255V187ZM141 190L142 189L139 188V190L137 192L141 193L142 192ZM23 191H25V192H23ZM81 191H83V192H81ZM86 191H88V193ZM143 192H144V190H143ZM7 194H8V196H7ZM74 194L77 197H74L75 196ZM87 194H89V195L86 196V198H85V195H87ZM94 194L97 196L100 194V196L99 197L96 196L97 198H95ZM103 194L105 196H103ZM108 195H110V197ZM113 195L115 197V200L113 198ZM140 195L143 198L140 196V197H138V200H140L141 198L145 200L144 196H146V198H148L149 194L143 195V193H142ZM25 196H27V197H25ZM67 196H68V198H67ZM89 196H91V197H89ZM111 196H112L114 201L110 200V199H112ZM12 197L16 198V199H14V201L12 199L10 200V198H12ZM28 197H29V199L27 200ZM60 197L64 198V199H61ZM70 197L73 200L70 199ZM87 197L90 198L91 200L93 199L92 201L90 200L91 203L94 201L92 203V205L90 204L91 206L87 205L88 202H90V201L86 202L85 199H87ZM102 197H104V198L102 199ZM107 197H109L110 199L109 198L106 199ZM149 197H151V196H149ZM142 199H141V202L142 201L146 202L149 198L145 201ZM150 199H151V204H153L155 197H153V199L151 197ZM150 199L147 202H149ZM256 199L258 202H256ZM82 200H85L86 205L85 204L83 205ZM118 201H120V202H118ZM235 201H237V202H235ZM15 202H17V203H15ZM56 202H58L57 203L58 206H56L57 205ZM78 202L82 203L84 208L86 206L87 207L89 206L90 209L86 207L85 212H84L85 214H81V211L78 210L77 208H74L76 206H73V204L75 205ZM122 202L125 203V205H127V206H123L124 204ZM117 203H119L120 205L119 204L117 205ZM25 204H27V205H25ZM103 205H105V206H103ZM116 205H117V207H116ZM110 206H111V208H110ZM120 206L122 207V210H121V212L118 213L117 209L121 208ZM17 207H18V210L16 209ZM125 207H127V208H125ZM254 207H255V209H254ZM130 208L131 209L133 208V210H131ZM113 209H115V210L113 211ZM123 209H127V210L126 211L124 210L125 211L124 212ZM128 209H130V211H128ZM61 210H64V212ZM89 210H91V211H89ZM0 211H1V209H0ZM119 211H120V209H119ZM94 212H95V214H94ZM113 212H115V213H113ZM253 212H255V213H253ZM16 213L19 214V216ZM86 213L87 214L89 213L90 216H88ZM127 213L129 215H127ZM11 214H13V215H11ZM132 214L135 216H133ZM5 215L2 217L4 218ZM83 215H87L88 218L82 219ZM92 215L96 219L94 217H92ZM119 215H120V217H119ZM1 216H0V218L2 219ZM9 216H11V217H9ZM26 216H29L28 219ZM99 216L101 218L97 219V217H99ZM242 216H244V217H242ZM23 217L25 218V220ZM84 217H86V216H84ZM240 218H241V220H240ZM245 218L247 219V221ZM11 219H12V221H11ZM13 219L16 221H14ZM37 219H38L37 221H36V218L33 219V220H35V221H33L34 226H36V223L38 224V226H40L39 224L42 223V221H40L41 219H39V217ZM116 219H117V221H116ZM3 220H5V219H3ZM82 220L83 221L87 220V221L83 222ZM248 220H250V221L253 220V221L248 222ZM82 222H83V224H82ZM93 222H94V224H93ZM1 223H3V222H1ZM88 223H89V226H87ZM250 223H251V225L249 227ZM2 226L3 225L0 224V227H2ZM23 226H22V229H23ZM84 226H87V227H84ZM92 226H95V227H92ZM83 227H84V229H83ZM88 227L89 228L92 227V229L90 230ZM133 227H135L136 234H137V235L135 234L136 241L134 240L135 238L133 236L135 233ZM234 227H235V229H237L236 231L234 230ZM242 227H244L243 230H242ZM122 228H123V230L121 231ZM128 228H129V230H128ZM238 228H239L240 232L238 231ZM112 229H114V230H112ZM18 230H21V229H18ZM118 230H120V233L118 232ZM226 230H225V233L227 232ZM244 230H248L247 233H249V234H247ZM109 231H110V233H109ZM126 231H128V233H130L129 234L130 237L128 236V234H126L125 237H127V238L129 237L128 239H130V240L132 239L131 243L133 241H135V242L138 241V242L137 243L134 242L133 244L130 245V243H129L130 240H127L124 237L125 233H127ZM131 231H133V232L131 233ZM21 232H23V231L21 230ZM123 232H124V234H123ZM229 232H227V233H229ZM227 233H226V236L228 237ZM3 234H4V231L2 232L0 230V239H1L0 240V244H1L0 245V253H2V254H0V264L2 263L1 261H3V263L5 264V262H6L5 260L8 261L7 262L8 264L11 262L14 263V261L19 259L21 256H23V255L25 256L26 250L22 249V250H24V251H22L20 248V252H17L18 251L17 250L18 249L17 244H18L19 240L22 239L20 237H19L20 239H18L19 234L17 236V240H16L17 242L14 240L16 235H14V238L12 237L13 238L12 240H14L15 242H12V241L7 240V239L11 240V237L7 238L10 235V233H9V235L8 234L3 235ZM122 234H123L124 239L121 238ZM5 235H6L7 239L4 238ZM115 236H117V238ZM137 236L140 239H138ZM89 237L91 239L93 238L92 240H94V242L91 241V239ZM118 237L121 239H119ZM104 238L105 239L107 238L106 240L110 239L111 241L109 240V242H108ZM4 239H5V242L3 241ZM85 239H87V240H85ZM125 239L128 241L129 244L127 242H124ZM6 240L10 244V247L8 246L9 244L6 245L7 244ZM88 240L90 241V243H87ZM2 241L4 244H2ZM84 241H86L87 244L83 243ZM91 242H93V243H91ZM200 242L203 243V241H200ZM200 242H197V243L201 244ZM11 243L14 245L15 248H17L16 250H15V248H13V245ZM90 244H93L92 246L94 249L90 246ZM105 244H107V245L104 246ZM127 244H128V246H127ZM136 244L138 245V247ZM82 245H84V246L82 247ZM132 245H135V246H132ZM191 245L194 246L195 245L194 242ZM191 245H189V246H191ZM1 246H3V247L1 248ZM99 246H100V248H99ZM197 246H198V244L195 246V248L198 250L200 248H202V245H199V248ZM11 247L13 248V253L16 251L15 254L12 253L13 255L11 253L9 254L7 251V250L10 251L12 249ZM193 248H192V250H193ZM97 249H99V250L103 249L102 250L103 252L97 251ZM196 249H194V250H196ZM21 251H22L23 255H22ZM5 252H6V254H5ZM200 252H201V249H200ZM3 253L6 255L7 258H4L5 256ZM133 254L134 253H132V255ZM190 254H192V252H190ZM8 256H10L9 259H8ZM99 256H100V258L102 256L105 261L101 260L99 258ZM182 256L183 255H181L179 257L181 258ZM184 257L187 258V256H184ZM184 257H182V262L185 260ZM1 258H2V260H1ZM13 258L15 260L10 262V260H12ZM164 259H166V258H164ZM165 261L166 260H164L163 262L167 263ZM100 262H102V263H100ZM259 262L260 261H257V262L251 261L250 264H264V260H262L260 263ZM86 263H87V261L84 264H86ZM88 263L90 264V262H88ZM97 263H95V264H97ZM184 263H186V262H184ZM247 264H249V263H247Z\"/></svg>",
  "mask_w": 264,
  "mask_h": 264
}]
</instances>
